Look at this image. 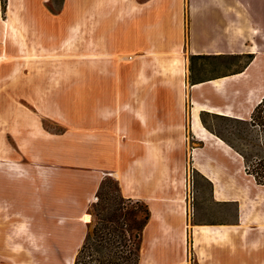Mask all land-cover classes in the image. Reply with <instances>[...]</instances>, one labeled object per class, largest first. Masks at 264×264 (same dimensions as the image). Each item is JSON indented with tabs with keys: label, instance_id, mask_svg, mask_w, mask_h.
Returning <instances> with one entry per match:
<instances>
[{
	"label": "rangeland",
	"instance_id": "1",
	"mask_svg": "<svg viewBox=\"0 0 264 264\" xmlns=\"http://www.w3.org/2000/svg\"><path fill=\"white\" fill-rule=\"evenodd\" d=\"M226 1L0 0V182L22 169L15 159L33 167L32 207L0 190V264H74L111 203L101 186L153 208L139 264H264V170L252 172L264 165V123L249 122L264 94V0ZM159 56L184 61L186 89L166 83ZM193 101L211 140L191 130ZM126 104L141 109L152 151L166 153L161 177L135 163L134 191L120 174L147 145L120 172L106 156L92 173L79 166L108 147L104 124L131 115ZM196 226L219 236L197 239Z\"/></svg>",
	"mask_w": 264,
	"mask_h": 264
},
{
	"label": "trees",
	"instance_id": "2",
	"mask_svg": "<svg viewBox=\"0 0 264 264\" xmlns=\"http://www.w3.org/2000/svg\"><path fill=\"white\" fill-rule=\"evenodd\" d=\"M263 109L264 97L253 110L251 125L264 123L261 121ZM263 170L261 162L253 164L255 177L258 178L259 171ZM102 189L101 186L100 195L111 203L101 205L98 221L79 247L74 264H139L143 233L151 218L150 209L145 202L125 197L120 189L106 193Z\"/></svg>",
	"mask_w": 264,
	"mask_h": 264
},
{
	"label": "crops",
	"instance_id": "3",
	"mask_svg": "<svg viewBox=\"0 0 264 264\" xmlns=\"http://www.w3.org/2000/svg\"><path fill=\"white\" fill-rule=\"evenodd\" d=\"M242 73V72H240ZM239 74V73H238ZM246 74V72H244ZM198 85V84H196ZM195 86V85H193ZM141 89V87L139 88ZM110 95L113 94L112 92H109ZM264 97V94L257 100L256 104H259ZM165 99L168 101L170 100L169 96H166ZM253 100L250 98L247 102L248 104L250 101ZM129 105V104H126ZM254 105V106H255ZM119 108H116V110L122 111L124 106L118 105ZM117 106V107H118ZM132 107L131 112L132 114H127L126 117L122 118V116L119 117V120H117V123L115 125V128L112 127L113 118H111L108 123H105L106 127L108 126L107 130H109V136L110 142L108 147H103L97 149V147L94 149V152L89 155H80V163L79 166L86 167L88 169H91V171H87L88 173H92L95 171V169L98 167V165L95 162H92V160H100L106 157H109L110 161L114 163V169L115 172H120L121 167L123 164L126 163L129 159H133L132 157L138 155L140 153L141 149L144 148V145H147V151L144 152L145 157L139 159V160H133L128 167L126 168L125 172H122L120 175L122 176V182H124V185L127 189L135 190L136 184L134 187H127V180L132 179L130 178L131 175H133V171L135 170V163H142L143 165H146V167L154 169L157 168V173L154 175L157 177H161L164 175V171L161 169V165L163 167L164 160L166 153L165 152H156L152 151L153 146L150 145V142L144 141L146 135H149V131L146 133L145 129L148 127L147 120L143 117L142 111L139 108H134L133 104L129 105ZM123 112V111H122ZM141 113V114H140ZM133 114H137L138 121H135L133 118ZM239 116V115H236ZM238 118V117H237ZM243 119V118H240ZM120 123V124H119ZM124 123V124H123ZM86 125V123H84ZM156 131V130H155ZM120 134L125 133L126 137L129 141L124 140L122 137H120ZM137 137H140V140L137 142ZM103 141L105 139L109 141V138L107 139V136L105 135L103 138ZM136 140V141H135ZM165 142V141H164ZM149 143V144H147ZM159 144V142L155 141V144ZM14 159V158H13ZM29 159L31 160V164L33 166V153L30 154ZM145 159H147L148 162L145 163ZM14 166L20 165L22 169H13L12 172H10V178L11 180L10 185H8V181L4 180L3 182H0V190L5 189L7 192L11 193L14 197L15 203L18 205V203L22 202H30V207L33 206V167L28 168L27 166H22L21 164H18V161L15 159ZM23 170L26 171V173H22ZM162 174V175H161ZM105 175V174H103ZM102 178V177H101ZM101 179L98 180L96 188L94 187L95 191L98 189ZM1 193V191H0ZM131 198L141 200V197H138L137 194L131 195ZM3 199V198H0ZM220 201V200H219ZM159 205V204H156ZM153 208H151V218L150 221H153ZM164 222L166 220L164 219ZM90 223V222H89Z\"/></svg>",
	"mask_w": 264,
	"mask_h": 264
},
{
	"label": "bare ground",
	"instance_id": "4",
	"mask_svg": "<svg viewBox=\"0 0 264 264\" xmlns=\"http://www.w3.org/2000/svg\"><path fill=\"white\" fill-rule=\"evenodd\" d=\"M128 1V0H127ZM225 2L227 3V1L225 0ZM225 2H222V11L225 14H229L232 13L234 15H239V11L233 8H229L228 4H226ZM231 11V12H230ZM230 24V22H229ZM157 60L161 63H163L166 69V73H167V77L164 79L166 81V83H171L173 82L174 79L180 78L181 79V84L182 87H184L186 89V84H184L183 82V78L186 76V69L184 66V61L179 60L177 57L173 58L170 62L168 61L167 58L162 57H158ZM240 75V74H238ZM211 82V81H210ZM208 82V83H210ZM212 84V83H211ZM203 84H198L192 87V89L198 88L199 86H201ZM178 100V98H176ZM204 106L198 104L196 101H193V108L191 110V116H192V126H191V130L194 133L196 138H199L203 141H208L211 140L212 138L210 137V135H208L207 130L203 127V125L200 123V112H202L204 110ZM212 112V110H207ZM219 114H223L222 112H217ZM228 115V114H225ZM185 139V138H184ZM219 141L223 142L221 139H218ZM197 158V157H196ZM199 158V157H198ZM108 175H113V174H108ZM127 187H134L135 183L132 179H128L127 180ZM216 184V183H214ZM224 198L223 195H221L220 193H218V191H215V198L219 201H226V199H220ZM176 203L179 204V208H180V213L178 212V214L180 216H184L185 215V206H184V199H176ZM158 219V218H157ZM160 219V218H159ZM81 220L85 223L90 222L91 220V216L89 214H85L81 217ZM161 220V219H160ZM221 230L226 229L225 227H220ZM218 229L212 228V227H208V226H196V231H197V239H198V235L199 234H207V235H211L214 236H219L218 234Z\"/></svg>",
	"mask_w": 264,
	"mask_h": 264
},
{
	"label": "built area",
	"instance_id": "5",
	"mask_svg": "<svg viewBox=\"0 0 264 264\" xmlns=\"http://www.w3.org/2000/svg\"><path fill=\"white\" fill-rule=\"evenodd\" d=\"M98 200V198H95V201H97Z\"/></svg>",
	"mask_w": 264,
	"mask_h": 264
}]
</instances>
